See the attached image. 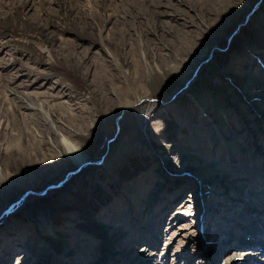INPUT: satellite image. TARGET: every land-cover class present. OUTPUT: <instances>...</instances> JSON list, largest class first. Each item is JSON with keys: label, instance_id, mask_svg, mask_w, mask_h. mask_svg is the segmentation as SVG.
Instances as JSON below:
<instances>
[{"label": "rangeland", "instance_id": "rangeland-1", "mask_svg": "<svg viewBox=\"0 0 264 264\" xmlns=\"http://www.w3.org/2000/svg\"><path fill=\"white\" fill-rule=\"evenodd\" d=\"M0 166V264H264V0H0Z\"/></svg>", "mask_w": 264, "mask_h": 264}, {"label": "bare ground", "instance_id": "bare-ground-1", "mask_svg": "<svg viewBox=\"0 0 264 264\" xmlns=\"http://www.w3.org/2000/svg\"><path fill=\"white\" fill-rule=\"evenodd\" d=\"M192 79H191V81H192ZM57 132H58V130H57ZM58 136H59V146H58V150L62 154L63 158L64 157L66 158V161L69 164L68 169L69 168H70V170L71 169H75L76 171L77 170H80L82 168V166H83L82 163L87 160L86 154L83 153V150H82V148H80L78 142L72 141V139L69 137L70 135L68 134V132H65V133L64 132H58ZM88 148H90V146ZM188 164H190V167H193V168L198 166V163L194 162L193 160L191 161V163L188 162ZM13 179L16 180L14 177H13ZM252 184L253 183H249L250 186H253ZM2 188H9L10 190H13L11 187H9V184L7 182V179L4 178V172H3L2 167L0 166V189H2ZM257 189H259V188H256V190ZM230 195H232V192L230 193ZM224 198L226 199V197H224ZM238 200H240V199H238ZM226 201L227 200H224L222 202L223 203L222 206H224V207L230 206V205H227L226 203H224ZM243 202H245V200H243L241 204H243ZM40 206H41V208L36 209V206H35V207H32V209L35 212V215L37 216V220H39L38 222H41L40 223L41 224V227H44V224H45L44 222H45L46 219H45V217L39 216L37 212L40 211V210L46 211V209H48L49 206L47 204H43V203ZM237 206L240 209H238V210H232V209H237V207L236 206H230L231 207V210H232L231 213H236L238 211L237 213L239 215L240 212H243L244 209L247 210L244 207V205H240V204L237 203ZM249 212H254L255 214H253V213L250 214L251 217H250L249 220H248V217L247 218L245 217L244 221H248V222L251 221L254 225L256 223L260 224V222H262L261 226H264V221L262 219V216L263 215H262V212H260V210L259 211L249 210ZM224 220L234 221L236 219L230 220L228 218V215H226L224 217ZM234 222L236 223L237 221H234ZM251 222H250V225H251ZM246 224L248 225V223H246ZM255 229H257V228H255Z\"/></svg>", "mask_w": 264, "mask_h": 264}, {"label": "water", "instance_id": "water-1", "mask_svg": "<svg viewBox=\"0 0 264 264\" xmlns=\"http://www.w3.org/2000/svg\"><path fill=\"white\" fill-rule=\"evenodd\" d=\"M252 11H253V10H252ZM252 11H251V12H252ZM251 12H250L249 14H251ZM249 14H248V15H249ZM195 71H197V70L195 69ZM188 81H189V80H188ZM83 163H85V162H83ZM83 163H82V165H84ZM21 199H22V197L19 198V199H17V200H16L15 202H13L12 204H10L9 208H12L13 205L16 204V203H18Z\"/></svg>", "mask_w": 264, "mask_h": 264}]
</instances>
